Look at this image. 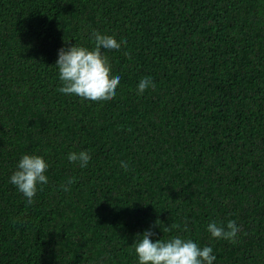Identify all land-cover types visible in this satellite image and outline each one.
Listing matches in <instances>:
<instances>
[{
	"label": "trees",
	"instance_id": "obj_1",
	"mask_svg": "<svg viewBox=\"0 0 264 264\" xmlns=\"http://www.w3.org/2000/svg\"><path fill=\"white\" fill-rule=\"evenodd\" d=\"M94 30L127 41L102 49L106 102L58 90V50ZM24 154L49 164L31 205L9 179ZM145 230L264 264V0H0V264H138Z\"/></svg>",
	"mask_w": 264,
	"mask_h": 264
},
{
	"label": "clouds",
	"instance_id": "obj_2",
	"mask_svg": "<svg viewBox=\"0 0 264 264\" xmlns=\"http://www.w3.org/2000/svg\"><path fill=\"white\" fill-rule=\"evenodd\" d=\"M91 40L92 48L75 43L58 50L55 65L62 84L58 90L69 96L76 95L83 100L110 101L116 96L121 77L112 74L111 65L103 50L119 51L127 41L118 42L114 36L95 30L91 33ZM125 55L131 58L129 53L126 52ZM148 88H155V83L146 76L139 81L137 94H143ZM90 158L87 150L73 151L67 156L69 162L78 164L81 168L88 165ZM121 167L127 171L129 165L126 161H121ZM48 168L49 164L41 155L24 154L18 160L9 179L10 183L27 198L29 205L33 203L38 185L48 183L45 174ZM73 183L75 178H69L66 184H61L59 187L67 192L70 191ZM174 227L181 228L180 225ZM165 230L171 229L165 228ZM206 230L216 240L223 239L235 244L241 227L234 220H228L226 223L213 220L207 224ZM182 231L185 233L189 231L187 222L183 224ZM137 235L139 239L132 244L138 264H213L216 259L211 246L200 247L192 239L184 236L177 235L168 239L160 237L153 240L154 233L151 230H145Z\"/></svg>",
	"mask_w": 264,
	"mask_h": 264
}]
</instances>
